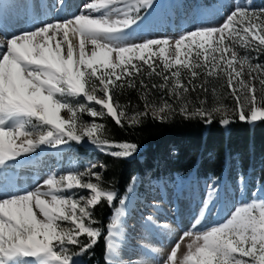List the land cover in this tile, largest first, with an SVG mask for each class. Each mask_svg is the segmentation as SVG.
Returning <instances> with one entry per match:
<instances>
[{"label": "snow or ice", "instance_id": "1", "mask_svg": "<svg viewBox=\"0 0 264 264\" xmlns=\"http://www.w3.org/2000/svg\"><path fill=\"white\" fill-rule=\"evenodd\" d=\"M64 2L56 0L55 7ZM153 4L86 0L71 17L41 22L0 43V264H81L77 258L102 237L105 264H129L120 258L127 197L119 199L106 234L94 226L99 222L93 209L102 200L109 207L117 200L95 170L106 165L89 163L83 170L50 173L34 187L14 188L12 173L24 163L19 157L44 151L41 146L63 151L60 146L85 140L105 155L133 156L138 146L110 139L96 122L104 117L121 129L140 126L145 118L168 122L177 114L205 125L264 121V9L234 3L220 25L145 38L141 30L155 24ZM210 80L218 87L210 90ZM128 88L137 92L142 109L115 98ZM156 93L163 94L159 102ZM227 98L233 106L224 103ZM216 179L162 264H264V188L222 221L205 224L219 192ZM143 219L146 229H170L152 215Z\"/></svg>", "mask_w": 264, "mask_h": 264}, {"label": "rangeland", "instance_id": "2", "mask_svg": "<svg viewBox=\"0 0 264 264\" xmlns=\"http://www.w3.org/2000/svg\"><path fill=\"white\" fill-rule=\"evenodd\" d=\"M75 1L77 5L74 11H72L73 13L70 12L67 18L78 13L80 6L86 2V0H72V3ZM234 3L247 5L257 10L264 9V2H262V0H154L153 9L155 11V24L146 29H142L141 34L145 38H175L182 32L192 30L199 25H220L225 16L233 10ZM6 4L8 6V3L0 4L2 7L1 11L10 18H8L9 26H11V24L13 26L16 18L14 16L16 9L10 10ZM21 5L20 3L19 6ZM3 8L6 9V12ZM54 9L52 13L48 15L49 17H54ZM153 9L149 10L150 14ZM20 19L22 22L23 18L21 16L19 17V20ZM73 44H78V37L73 38ZM238 51L241 55L246 54L244 49H238ZM250 55H255V53H250ZM260 61L264 62L261 57ZM253 62L255 63L256 61ZM257 95H260L259 90ZM80 99L82 100L83 98ZM213 101L214 97L211 93L208 96L209 105H211ZM224 103L228 104L230 107L234 105L231 98L225 99ZM96 107L99 109V106ZM82 119L86 121L91 120L86 114L82 115ZM96 122L99 123L98 119ZM41 147L44 151L37 149V153H34H49L46 154V160L44 165H42L44 175L41 178L42 180L46 179L47 176L53 172L59 174L67 170H83L89 163L95 162L104 164L103 157L107 156L100 152L94 145L87 143L86 140L79 144L71 142L70 148L62 145L60 147L63 151H58L57 149L48 148L46 146ZM139 151L140 149L138 148L133 156L129 158L136 157ZM34 153L26 154L18 159L23 161ZM52 153H59L63 157H52L51 159ZM95 170L102 171L103 169L98 167ZM134 178L135 180L132 179L131 185L128 187L127 194L125 195L128 200L130 190L131 188L133 189V197L135 199L134 214L137 216L142 214L143 218L147 215H152L160 224L169 225L171 223L173 225V227L172 225L170 226L168 231H151L149 234L147 232L146 240L149 247L145 249L142 247L140 250H137V254L142 256L144 261H147L148 264H162L180 235L190 227L193 218L201 208L202 201L207 198L208 186L212 184L213 178L215 177L205 178L196 176L192 173H177L174 176H145L144 178L136 175ZM246 179L247 178H245V181ZM216 183L219 185V192L213 199V206L210 212L206 213L205 224L222 221L231 213L234 206L242 201L251 200L254 195L260 196L262 193L259 189L264 188V184L259 183L256 188L253 187L250 189L245 182L244 184H240L239 179L233 181L229 179L225 173L217 177ZM102 186L107 188L105 183H102ZM77 191L83 192V190ZM81 239L83 240V236ZM188 242L189 238H186L181 245V252L186 250L185 245ZM152 249H157L158 251L152 252ZM79 258L81 263L84 264V258L82 256Z\"/></svg>", "mask_w": 264, "mask_h": 264}, {"label": "trees", "instance_id": "3", "mask_svg": "<svg viewBox=\"0 0 264 264\" xmlns=\"http://www.w3.org/2000/svg\"><path fill=\"white\" fill-rule=\"evenodd\" d=\"M261 59L264 60V55ZM208 87L211 90L218 87V84L210 80ZM209 94L211 91L207 93V97ZM160 95L163 94L156 93L153 98L159 102ZM191 95L195 101L196 94ZM199 95L204 97L205 93L201 91ZM115 98L121 104L131 102L132 106L143 108L134 89L118 92ZM131 111L130 106L129 114ZM98 122L105 125L110 139L132 142L140 149L133 158L121 159L109 155L103 157L106 168L102 170V183L117 192L113 207L102 200L93 209L99 222L97 226L105 234L114 208L119 206V199L124 197L136 175L144 178L193 172L199 177L207 178L220 177L225 173L229 179L237 181L243 174L250 189L256 188L259 183L264 184V121L249 123L237 119L228 126H221L217 120L205 125L199 120H186L177 114L168 122L145 118L142 125L126 126L124 129L117 126L110 117L98 119ZM83 258L86 264H105L104 238L99 240L94 249L85 253Z\"/></svg>", "mask_w": 264, "mask_h": 264}, {"label": "bare ground", "instance_id": "4", "mask_svg": "<svg viewBox=\"0 0 264 264\" xmlns=\"http://www.w3.org/2000/svg\"><path fill=\"white\" fill-rule=\"evenodd\" d=\"M55 1L56 0H0V4L8 3V6L6 4V6L9 7L8 9H16L14 12V16L16 18L14 23L12 22L13 26L12 24L9 26L10 18L7 17V15H4V12L1 11L2 7L0 6V43L4 42L5 39L10 37L12 34L34 27L41 22L52 21L54 19H65L68 17L70 12L74 11L75 6L77 5L76 1L72 3V0H66L64 2V6L62 8H58L55 7ZM20 3L22 4L21 6H19ZM53 9L54 17H49L48 15L52 13ZM4 10L6 12V9ZM20 16L23 18L22 22L21 19L19 20ZM73 38L74 37L70 34V40H72V42ZM36 153L31 154L27 159L23 160L24 163L20 166V168H16L12 173L14 176V188H31L44 180L41 179L44 176L42 165H44L46 160V154L49 153ZM51 155V159L52 157L62 156L59 153H52ZM134 205L135 199L133 197V189L131 188L129 199L126 201L125 205V216L122 218L124 228L123 242L120 250V258L129 262V264L133 261H144V258L137 254V250H140L142 247L144 249L148 248L149 246L146 240V234L147 232L149 234L151 231H156L148 230L144 227V219H142L143 215L141 214L140 216H137L134 214ZM171 225L172 224L170 223L169 226ZM77 259L81 262L79 257Z\"/></svg>", "mask_w": 264, "mask_h": 264}]
</instances>
